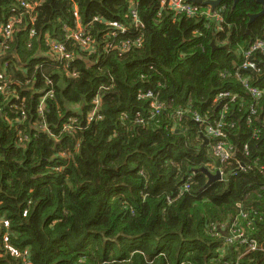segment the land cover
I'll use <instances>...</instances> for the list:
<instances>
[{
  "label": "trees",
  "instance_id": "obj_1",
  "mask_svg": "<svg viewBox=\"0 0 264 264\" xmlns=\"http://www.w3.org/2000/svg\"><path fill=\"white\" fill-rule=\"evenodd\" d=\"M32 1L0 0V264H264L261 5Z\"/></svg>",
  "mask_w": 264,
  "mask_h": 264
},
{
  "label": "built area",
  "instance_id": "obj_2",
  "mask_svg": "<svg viewBox=\"0 0 264 264\" xmlns=\"http://www.w3.org/2000/svg\"><path fill=\"white\" fill-rule=\"evenodd\" d=\"M161 2V6H167L169 9H171L175 14H185L187 16H194L197 13V9L195 6H193L192 4L188 3L187 0H160ZM33 1L32 0H20V4L22 6H32ZM221 8L219 9H212V7L210 9H207L205 11L199 12V14L201 15H205L208 18L214 19L217 21L218 26L221 24L222 22V16H221ZM132 17H133V22L135 23V25L140 26L141 22L136 14V12L134 10H132ZM97 19V18H95ZM19 19L18 18H13L11 19L7 24H5L4 26L0 27V31L3 37L8 38L10 37L11 33H12V27H13V23L14 22H18ZM123 31V29H122ZM73 36V38L79 42L80 44L86 46L89 42H90V38L88 37H84L83 36V31L81 27H78L76 30H74L71 34ZM136 44L139 45V41H141L140 39H136ZM264 47V40H257L254 44H252L250 46V48L243 52V55L247 58L250 53L253 50L256 49H260ZM54 50L62 53L63 52V47L60 44H54L53 46ZM243 68H250L253 69L255 68V64L253 62H244L243 63ZM249 91L253 94L258 96L259 95V90L256 88H250ZM228 93H221L219 96L220 97H224L227 96ZM95 104H96V108H97V103L98 99L94 100ZM195 121H199V117L195 116ZM215 127L208 125L207 126V131L209 133H216V134H220L221 135V131H220V127L221 126V122L220 121H216L215 122ZM214 152L216 155L219 156V158L221 160H225L228 158L229 155V149H226L224 147V145H222L221 143H218L215 147H214ZM242 234H237L238 237H240Z\"/></svg>",
  "mask_w": 264,
  "mask_h": 264
},
{
  "label": "water",
  "instance_id": "obj_3",
  "mask_svg": "<svg viewBox=\"0 0 264 264\" xmlns=\"http://www.w3.org/2000/svg\"><path fill=\"white\" fill-rule=\"evenodd\" d=\"M190 2L194 3V4H200V5H209L210 7L214 8L216 5H218L222 0H189ZM233 1V5L236 4V2L238 0H232ZM260 5H261V10L258 13L255 14H251L249 16V22H251L252 20H254L256 17L262 15L264 13V0H256ZM213 45V44H212ZM214 47H216L214 45ZM218 165V163H217ZM206 171V170H205ZM207 172V176H208V180L206 182V184L211 183L213 180H217L221 178V174L220 172L217 170L216 172Z\"/></svg>",
  "mask_w": 264,
  "mask_h": 264
}]
</instances>
